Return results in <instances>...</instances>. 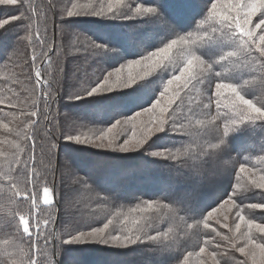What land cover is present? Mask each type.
<instances>
[{"label":"trees","instance_id":"trees-1","mask_svg":"<svg viewBox=\"0 0 264 264\" xmlns=\"http://www.w3.org/2000/svg\"><path fill=\"white\" fill-rule=\"evenodd\" d=\"M261 33L264 0H0V264H264Z\"/></svg>","mask_w":264,"mask_h":264},{"label":"rangeland","instance_id":"rangeland-1","mask_svg":"<svg viewBox=\"0 0 264 264\" xmlns=\"http://www.w3.org/2000/svg\"><path fill=\"white\" fill-rule=\"evenodd\" d=\"M247 12L249 13L250 11H247ZM219 27H220V32H221V34H220V40L221 41H224V40H226V38H229L230 40H232L231 35L236 31L234 29L231 30V28L233 26L232 25L231 26L230 25L227 26V24H220ZM255 33H256V30L255 29H252V33H249V35L251 37L253 36L255 38L256 37L255 36ZM261 34L262 35L256 41H261V40L263 41L264 40V33H261ZM38 70H39V67H38ZM122 75L123 76H128L127 71L125 73H122ZM41 81H42V79H41ZM42 82H44V81H42ZM101 91H102V88L94 90V92H96V93L101 92ZM150 112L154 116L153 110L150 111ZM134 122L135 121H133L132 123H134ZM53 199H54V196H53L52 190L50 188H48V187L45 188L44 191H43V196H42L43 202L46 203V204H49V203H52ZM23 225H24V229L28 232L29 231L28 221L27 220H24L23 221Z\"/></svg>","mask_w":264,"mask_h":264}]
</instances>
